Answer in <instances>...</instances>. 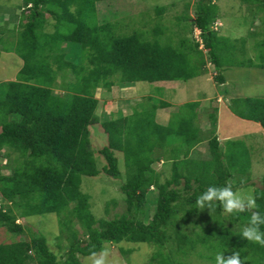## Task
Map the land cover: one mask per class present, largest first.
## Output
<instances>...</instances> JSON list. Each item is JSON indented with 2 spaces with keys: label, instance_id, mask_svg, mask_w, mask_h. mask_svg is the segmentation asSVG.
Instances as JSON below:
<instances>
[{
  "label": "trees",
  "instance_id": "obj_1",
  "mask_svg": "<svg viewBox=\"0 0 264 264\" xmlns=\"http://www.w3.org/2000/svg\"><path fill=\"white\" fill-rule=\"evenodd\" d=\"M101 1L105 0H23L18 4L21 29L17 52L24 65L14 80L3 84L0 96V156L7 159L0 168L11 170L9 174L0 173V226L18 239L0 243V264H82L79 255H92L101 251L106 242L121 241L153 245L152 258L161 264H187L180 258L189 254L215 264L220 252L224 259L239 253L241 264H264V246L241 235L243 228L258 227L264 232V176L262 186H256L254 191L256 207L242 205L244 211L233 210L237 214L224 211L219 226H199L196 220L192 227H185L178 220L182 212H200L195 199L209 187L222 190L230 186L227 179L231 172L223 159L229 157L234 163L236 156L229 147L232 141L226 142L225 153L217 140L216 107L208 111L210 133L202 136L203 114L198 111V100L185 101L166 119H159L157 109L171 106L163 98H157L150 107L134 106L126 114L100 116L96 112L99 100L94 95L102 80L117 74L121 86L147 81L162 95L164 84L187 81L206 72L204 62L196 60L202 49L216 71L215 81L223 83L224 68L246 61L251 64L246 38L231 40L213 29L219 14L211 0L198 1L194 15H182L189 23L188 32L199 29L200 41L179 34L174 45L150 36L152 29L146 36L131 27L126 23L127 16L108 19L97 8ZM241 1L254 12H264V0ZM45 13L54 19L52 34L43 32ZM260 17L264 28V14ZM4 28L6 24L0 26V33ZM125 30L129 32L123 33ZM254 32L250 33L257 39L251 50L257 47V41L264 46V32L260 36ZM1 39L0 35V42ZM62 42L66 46L50 56L52 63L45 60L42 51L46 45L50 48ZM86 48L89 51L84 64L80 55ZM238 53L248 56L236 59ZM261 58L264 59L263 50ZM57 87L60 93L55 92ZM221 92L227 96L225 89ZM229 107L238 117L259 122L264 129V96L230 98ZM94 125L107 138V143L98 149L104 161L100 169L91 149L90 128ZM204 137L208 138L210 159L190 167L202 165L196 173L181 172L179 152L185 159L190 148ZM153 149L159 152L157 156H152ZM243 149L248 155L247 147L243 145ZM115 152L123 154L125 179L120 188L126 211L111 219L96 218L90 208V194L81 188L82 176L102 172L113 179L122 178ZM159 161L162 165L170 162L171 172H165L167 167L163 166L156 172L152 164ZM163 174L166 175L160 180ZM154 188L157 195L153 213L145 221V203ZM229 190L233 192L234 187ZM220 204L217 199L208 218L220 219L212 215V211L222 208ZM43 213L58 216L59 237L67 240L60 255L51 250L40 232L31 233L29 239L21 238L25 226L17 220ZM252 213L257 215L255 223H249ZM74 221L82 229L80 236L74 232Z\"/></svg>",
  "mask_w": 264,
  "mask_h": 264
},
{
  "label": "rangeland",
  "instance_id": "obj_2",
  "mask_svg": "<svg viewBox=\"0 0 264 264\" xmlns=\"http://www.w3.org/2000/svg\"><path fill=\"white\" fill-rule=\"evenodd\" d=\"M198 1L200 2V0H105L98 2L97 8H100L101 14L107 15L110 20L115 18L120 19L123 15L127 16L129 22L126 23L131 25V27H137L138 31H143L146 36H148L147 30L150 31L152 29L150 36H157L163 44L167 42L174 45L178 42L179 34L194 37L200 41L198 28H194L191 33L188 32L189 23L182 18V15L186 13L190 16L194 15V7ZM22 2L23 0H0V26L6 24L4 32L0 33L2 36L0 42V96L3 93V84L6 81L14 80L24 65L23 57L17 52V43L21 29L19 24L21 17L19 11L21 8H18V4ZM213 3L217 6L219 14V18L212 24L213 29L219 34L229 37L231 40L246 38L245 48L251 58V64H248L246 61L243 65L227 66L222 70L225 77L224 82L218 83L214 79L216 71L209 61L208 54L205 49H202L201 55L196 60L198 63L204 62L203 65L206 67V72L187 81L164 84L162 95L158 94L160 91L153 83L147 81H136L129 86H121L118 83L119 75L117 74L102 80L100 87L96 89L94 95L99 100L96 112L100 116L103 113L109 114L111 112L113 116H116L118 113L126 114L129 111L131 112L134 106L140 107L143 105L150 107L160 97L169 101L171 106L165 109H157L156 117L166 119L169 113L176 111L177 106L183 102L198 100L200 102L198 111H201L200 113L203 114L200 126L205 129L201 133L203 134L202 136H205L210 133L208 111H211L212 107L219 108L216 114L218 113L217 118L219 117L222 126L220 134L230 128L226 126L227 120L231 123V127L234 128V133L229 135V137H232L229 147L235 151L232 150L236 158L233 159L234 163H231L232 159L229 157L223 159V161H226L227 169L231 172L227 182L230 186L234 187V194L238 193L241 196L250 194L254 198L255 188L256 186H262L261 179L264 176V136L260 135L261 137L258 138L252 136L255 134L253 131L258 130V128L255 130L251 127L256 122L233 116L229 113V103L230 98L234 97L264 96V59L261 58V50L264 51V46L257 41V47L251 50V45L257 38L250 33L255 31L254 33L260 36V33L264 32L260 17L264 12H254L253 9L249 8V5L243 3L241 0H213ZM22 6L25 7V4ZM159 8H162V12H160ZM72 9L70 8L69 10L72 11ZM45 17L47 23L44 24L43 32L52 34L55 31L54 24H52L54 19L49 13H45ZM154 29L155 32L153 31ZM126 32H129V30H125L123 33ZM45 40L47 39H43L44 43ZM65 46V42L59 43L56 46L50 45V48L46 45L42 51L47 57H44L45 60L52 63L50 56L56 54L58 48L59 52L63 51ZM201 46L202 44H200V48ZM88 51L89 49L86 48L81 53L82 56L80 55V60L84 64L87 63L85 55ZM248 55L238 53L236 59L242 60ZM56 81H59L58 74ZM222 84L225 86L223 87ZM221 89L227 91V96H225V92H221ZM55 92L60 93L61 89L57 87L55 88ZM148 97H151V99L149 100ZM90 133L91 149L94 152L97 168L100 169L104 161L98 154V149L107 143L106 134L97 125L90 128ZM243 145L245 148L247 147L248 155H246ZM227 146L228 144H225V153L227 152ZM202 151L205 154L207 153V156L210 155L208 144L204 146ZM152 153V156L159 154L157 150ZM181 153L182 151L178 154V167L185 174L196 173L199 166H202L197 164L195 169L190 168L191 164H188V162L191 159H194L196 163L202 162L203 164L204 161L210 159L199 157L194 153L184 159V154ZM115 154L118 157L119 169L123 173L122 178L113 179L102 172L96 176H82L81 188L84 192L90 194V208L96 218L111 219L126 211L125 195L120 188L125 179L123 154L120 152H115ZM5 160L7 159L1 155L0 163L5 162ZM196 163L192 164L195 165ZM162 164L159 161L154 162L152 166L156 172H160L162 166L164 168L167 167V170H164L165 172H171L170 162L166 163L167 166L166 164ZM10 171V169L4 167L0 168V173L3 174H9ZM165 175H160V180ZM151 191L154 192L149 193L147 196L145 214L142 217L145 221L153 213L155 205L157 190L154 188ZM7 204L10 205V202H7ZM245 204H247L246 199L243 202V205ZM190 211L182 212L180 214L182 218L178 219L179 221L181 220L185 227H192L196 220L199 226L209 224L208 226L217 227L222 223L221 218L224 216L222 214L224 212L223 208L215 211V213L212 211V215L216 214L220 219L208 218L209 214L207 215V213L211 211L206 208L199 209L200 212L196 211L194 214H191ZM17 221L25 226L24 234L21 238L29 239L31 233L40 232L39 234H43L46 237L52 251L58 255L65 251L67 240L64 237H59L60 226L58 216L55 213L31 215L19 218ZM73 228L75 229L74 232L80 236L82 229L76 221L73 223ZM17 239L18 236L15 233L9 232L0 226V243H10L17 241ZM163 250L166 251L165 248ZM154 251L153 245L145 242H106L103 245V249L95 253V256L79 255V258L82 264H93V260L99 258L101 254L104 256V264H161L158 259L152 258ZM180 259L185 263L187 262V264H207V262L198 260L192 254ZM213 262L211 261L209 264H213Z\"/></svg>",
  "mask_w": 264,
  "mask_h": 264
},
{
  "label": "clouds",
  "instance_id": "obj_3",
  "mask_svg": "<svg viewBox=\"0 0 264 264\" xmlns=\"http://www.w3.org/2000/svg\"><path fill=\"white\" fill-rule=\"evenodd\" d=\"M213 3V0L211 1ZM197 29V28H196ZM199 30V29H198ZM230 186L223 188L222 190H217L215 186H211L206 192L201 193L196 199L195 204L198 209L214 207L216 200L221 202V206L225 212L230 214H237L233 210L244 211L243 202L246 199L249 208L256 207L255 199L249 194L247 196H241L240 194H234L229 190ZM1 202V201H0ZM257 215L252 213L249 223H255ZM243 238H247L249 241H255L261 246H264V232H261L258 227L253 228H243L241 233ZM95 256V253H92ZM93 264H104V256L101 254L99 258L93 260ZM215 264H241V258L239 253H233L228 259H224L222 252L218 253L215 258Z\"/></svg>",
  "mask_w": 264,
  "mask_h": 264
},
{
  "label": "crops",
  "instance_id": "obj_4",
  "mask_svg": "<svg viewBox=\"0 0 264 264\" xmlns=\"http://www.w3.org/2000/svg\"><path fill=\"white\" fill-rule=\"evenodd\" d=\"M218 110H219V108H217V111ZM229 113H231L233 116H237L234 113H232V111H230V109H229ZM217 116H218V113H217ZM238 118H240V117H238ZM241 119H243V118H241ZM244 120H247V119H244ZM253 122L255 123V121H253ZM226 126H229L230 128L227 131H225L222 134H220L222 126L220 124V120H219V117H218L217 118V123H216L215 133H216L217 140H218V142L220 144V147H221V149H222L223 152H225L224 149H225L226 142L232 138L231 136L229 137V135L232 134V133H234V128L231 127V123L228 122V120L226 121ZM251 127H253L255 130L258 128L257 131H253L255 134H253L252 136H255L257 138L258 137H261L260 135L264 136V129L262 128V126L260 125L259 122H256L255 125H252ZM200 130L202 132L204 130V128L203 127H200ZM207 140H208V138H205L204 137V139L201 140L199 143L193 145L190 148L189 152H188V156L193 155V153H194V154H197L199 157L210 158L211 155L207 156L208 154L207 153L205 154V152L202 151V149L204 148V146L207 145ZM192 163H196V161L194 159H191V161L189 162V164H191L190 167H192L194 165Z\"/></svg>",
  "mask_w": 264,
  "mask_h": 264
},
{
  "label": "built area",
  "instance_id": "obj_5",
  "mask_svg": "<svg viewBox=\"0 0 264 264\" xmlns=\"http://www.w3.org/2000/svg\"><path fill=\"white\" fill-rule=\"evenodd\" d=\"M200 33V31H198Z\"/></svg>",
  "mask_w": 264,
  "mask_h": 264
}]
</instances>
